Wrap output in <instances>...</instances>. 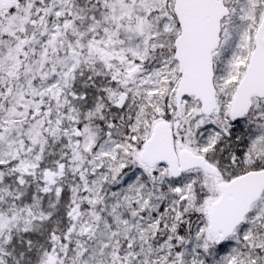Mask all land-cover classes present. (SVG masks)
Segmentation results:
<instances>
[{
	"label": "snow or ice",
	"instance_id": "obj_1",
	"mask_svg": "<svg viewBox=\"0 0 264 264\" xmlns=\"http://www.w3.org/2000/svg\"><path fill=\"white\" fill-rule=\"evenodd\" d=\"M0 264H264V0H0Z\"/></svg>",
	"mask_w": 264,
	"mask_h": 264
}]
</instances>
